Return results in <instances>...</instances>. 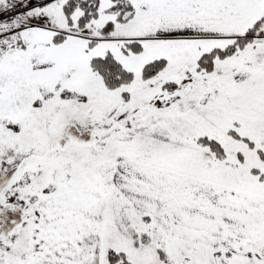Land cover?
I'll return each instance as SVG.
<instances>
[{"label":"snow or ice","instance_id":"1","mask_svg":"<svg viewBox=\"0 0 264 264\" xmlns=\"http://www.w3.org/2000/svg\"><path fill=\"white\" fill-rule=\"evenodd\" d=\"M0 264H264V0H0Z\"/></svg>","mask_w":264,"mask_h":264}]
</instances>
